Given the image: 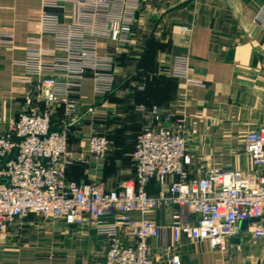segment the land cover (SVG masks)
Instances as JSON below:
<instances>
[{
	"label": "built area",
	"instance_id": "2783aa9c",
	"mask_svg": "<svg viewBox=\"0 0 264 264\" xmlns=\"http://www.w3.org/2000/svg\"><path fill=\"white\" fill-rule=\"evenodd\" d=\"M144 1L42 0L39 33L53 38V48H26L24 58L13 62L24 68L30 86L37 83L38 93L26 87L16 115L2 116L0 108V238L31 215L77 227L89 222L108 240L104 264H157L149 240L167 244L171 235L175 242H207L225 252L242 222H250L254 241L264 240V126L244 138L251 169L212 168L192 180L186 118L173 126L176 115L170 109L138 106L149 122L136 136L134 179L108 189L102 182L67 178L70 127L80 115L83 84L91 80L99 97L116 90L119 54L134 43ZM101 41L115 46L102 52ZM164 71L188 86H204L190 77L187 57L176 58ZM58 107L64 108V119L54 127ZM110 148L109 138L93 129L87 156L103 161ZM153 182L159 188L155 196L148 193ZM170 207L176 208L172 226L149 217ZM171 264H181L179 257Z\"/></svg>",
	"mask_w": 264,
	"mask_h": 264
},
{
	"label": "crops",
	"instance_id": "0c3cea01",
	"mask_svg": "<svg viewBox=\"0 0 264 264\" xmlns=\"http://www.w3.org/2000/svg\"><path fill=\"white\" fill-rule=\"evenodd\" d=\"M41 6L42 0H0L2 116L23 108L22 95L31 85L24 68L13 62L24 58L26 48H53V38L39 33ZM133 38L119 54L118 85L112 94L96 96L91 80L83 84L80 115L70 127L67 178L78 184L102 182L108 189L134 179L136 134L149 122L138 106L170 109L176 115L173 122L186 118L192 180L212 168L251 169L243 143L248 133L264 126V0H146ZM114 46L100 43L102 52ZM178 57L189 59L190 77L204 86H188L164 71ZM37 89L35 83L34 94ZM63 119L64 108L54 109L53 126ZM93 129L111 142L99 162L86 154ZM158 192L155 182L148 186L150 195ZM175 210L149 217L172 226ZM249 225L241 223L240 234L228 241L225 252L207 242H175L173 235L167 244L156 239L149 244L157 264H171L173 256L181 264H264V240L254 241ZM107 248V238L89 222L77 227L31 215L0 238V264H104Z\"/></svg>",
	"mask_w": 264,
	"mask_h": 264
},
{
	"label": "rangeland",
	"instance_id": "374dc122",
	"mask_svg": "<svg viewBox=\"0 0 264 264\" xmlns=\"http://www.w3.org/2000/svg\"><path fill=\"white\" fill-rule=\"evenodd\" d=\"M36 218L38 219V220H40V219H42L43 221H46L45 219H43V218H41V217H39V216H36ZM48 222H50V221H48ZM66 223V224H68V225H70V226H73L72 224H70V223H68L67 221H62V222H59V223ZM53 223V222H52ZM77 230H78V228H77Z\"/></svg>",
	"mask_w": 264,
	"mask_h": 264
},
{
	"label": "water",
	"instance_id": "95a60500",
	"mask_svg": "<svg viewBox=\"0 0 264 264\" xmlns=\"http://www.w3.org/2000/svg\"><path fill=\"white\" fill-rule=\"evenodd\" d=\"M17 156V151H15L13 157L15 158ZM7 162V160H4L3 164H5ZM252 222V221H251Z\"/></svg>",
	"mask_w": 264,
	"mask_h": 264
},
{
	"label": "trees",
	"instance_id": "16d2710c",
	"mask_svg": "<svg viewBox=\"0 0 264 264\" xmlns=\"http://www.w3.org/2000/svg\"><path fill=\"white\" fill-rule=\"evenodd\" d=\"M139 131H140V130H139ZM139 131H138V132H139ZM136 136H137V134H136Z\"/></svg>",
	"mask_w": 264,
	"mask_h": 264
}]
</instances>
